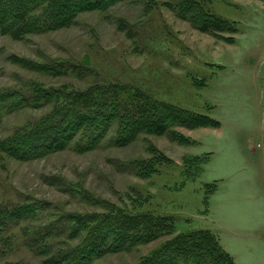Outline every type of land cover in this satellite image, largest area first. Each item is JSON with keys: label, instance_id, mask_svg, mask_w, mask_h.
I'll list each match as a JSON object with an SVG mask.
<instances>
[{"label": "rangeland", "instance_id": "1", "mask_svg": "<svg viewBox=\"0 0 264 264\" xmlns=\"http://www.w3.org/2000/svg\"><path fill=\"white\" fill-rule=\"evenodd\" d=\"M201 1L235 22L233 44L194 29L189 13L180 17L167 0H121L47 32L0 31V142L61 104L57 92L109 89L133 110L179 108L219 122L169 129L187 143L140 133L115 146L110 131L86 152L22 161L0 149V264H45L48 253L74 243L68 214L102 217L110 209L170 217L173 232L92 264H138L176 236L205 231L236 264H264V0ZM49 90L56 92L46 101L41 91ZM25 204L35 208L26 220L9 216ZM57 219L62 226L51 229ZM32 234L41 240L32 243Z\"/></svg>", "mask_w": 264, "mask_h": 264}, {"label": "trees", "instance_id": "2", "mask_svg": "<svg viewBox=\"0 0 264 264\" xmlns=\"http://www.w3.org/2000/svg\"><path fill=\"white\" fill-rule=\"evenodd\" d=\"M118 1L121 0H0V31L17 36L27 31L56 30L69 26L81 11L104 10ZM167 1L174 4L173 8L180 17L189 13L188 20L197 31L227 44L234 43L235 22L206 10L203 1ZM35 68L56 73L51 66L37 65ZM54 92L41 91V97L48 101ZM57 95L64 97L61 104L51 106L50 112L32 126L21 128L4 139L0 142V149L14 159L27 161L68 148L79 152L94 150L110 131L113 132L110 143L121 146L132 142L140 133H166L174 138L169 131L174 126L188 129L219 126L218 121L186 109L142 106L133 110L129 104L120 106L116 101L117 94L109 89L101 93L88 90L73 95L57 92ZM20 97L23 102L30 100L23 95ZM36 101L37 98H32L30 103L37 106ZM10 105L12 109L20 108L15 103ZM138 113L141 117L135 119L134 115ZM174 139L180 143L191 141L188 137ZM151 167L149 163L144 169L150 170ZM34 210V206L25 204L10 211L9 216L24 221ZM107 212L102 217L68 214L63 223L69 226L67 238L74 243L48 253L45 264H92L105 254L126 251L173 232L170 217L150 213L129 215L114 209ZM50 225L51 229H56L62 226V222L57 219ZM34 235L29 241L36 243L41 240ZM54 235L63 234L55 232ZM214 238L209 231L176 236L138 264H236L230 254L214 243Z\"/></svg>", "mask_w": 264, "mask_h": 264}]
</instances>
